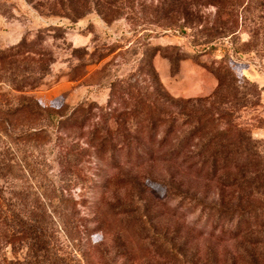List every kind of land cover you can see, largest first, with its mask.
I'll list each match as a JSON object with an SVG mask.
<instances>
[{"label":"rangeland","instance_id":"obj_1","mask_svg":"<svg viewBox=\"0 0 264 264\" xmlns=\"http://www.w3.org/2000/svg\"><path fill=\"white\" fill-rule=\"evenodd\" d=\"M99 1L97 8L89 0L66 8L56 0H0V163L8 149L17 154L21 146L22 156L36 167L19 171L11 185L0 179V191L6 195L15 187L26 203L42 210L49 205L59 215L66 207L79 218L99 219L101 230L92 236L99 251L83 257L76 240L64 231L65 222L52 216L56 246L67 264H253L249 256L264 264L258 253L264 245L251 240L264 233L261 217L245 219L236 234L227 219L198 200L210 203L213 197L227 201L232 196L216 181L160 158L131 166L158 235L149 225L117 216L109 206L116 199L132 204L137 189L131 177L109 176L103 182L94 155L80 157L78 171L65 173L57 155L63 141L86 147L103 113L138 110L144 117L154 101L161 104L155 75L175 98L213 97L219 84L215 72L223 58L250 101L247 107L238 101L232 121L264 140V44L252 37L253 24L246 19L260 0H236L230 14L229 0ZM183 5L190 9L184 31L178 13ZM80 106L89 110L76 113L88 114L85 128L59 131L54 118ZM9 129L16 134L37 131L17 139ZM57 185L64 191L61 209L52 195ZM164 235L180 254L168 252L160 239ZM0 247L13 260L25 253L16 254L10 245Z\"/></svg>","mask_w":264,"mask_h":264},{"label":"trees","instance_id":"obj_2","mask_svg":"<svg viewBox=\"0 0 264 264\" xmlns=\"http://www.w3.org/2000/svg\"><path fill=\"white\" fill-rule=\"evenodd\" d=\"M56 1L62 7L69 8L77 0ZM89 1H92L93 8L101 5L99 0ZM229 1V6L232 7L228 10L230 14L234 13L238 2ZM251 7H246L247 12H250L248 10ZM253 8V15H246V19L253 24L252 37L257 43L260 41L264 44V0H260L255 9ZM178 13L184 20L179 28L184 31L187 19L190 20V9L183 5L178 8ZM236 18L238 19V15ZM220 64L219 68L215 69L219 80L218 88L215 95L209 98H175L162 88L155 75L157 90L162 92L161 104L154 101L144 117L138 110L103 113L100 121L94 124V131L87 139L86 147L79 149V145L71 141L61 143L57 153L60 169L65 173L77 172L81 164L80 157L94 155L101 166V171L97 172L104 174L101 179L103 182L107 181L109 176L131 177L137 189L132 204L127 205L116 199L113 202L109 200V206L119 217L129 216V219L149 225L154 234L157 230L151 224L147 203L141 196L143 188L134 177L132 178L129 170L131 166H145L157 158L169 163L177 162L187 173L216 181L228 188L232 196L227 201L222 196L213 197L210 203L202 198L198 200L214 210L217 215L227 219L229 226L233 225L235 230H238L236 234L242 232V222L248 217L256 216L264 220V140L254 138L246 127L232 121L238 101L243 102L241 107H247L250 101L244 90H241L244 85H240V80L225 58ZM81 110L85 113L89 111L80 106L63 117H55L53 122L57 129L83 130L91 119L88 114L77 116L76 113ZM144 119L145 121H141ZM36 131L29 129L16 134L9 129L7 133L15 135L17 139H27ZM97 131L100 132L99 136ZM21 149V146L17 148V154L8 149V156L0 163V179L4 183L11 185L13 181L18 180L19 171L32 172L36 169L33 162H28L22 156ZM95 183L98 184V180H95ZM56 187L52 195L56 199L55 202L59 203L56 207L61 209L64 191L62 185ZM94 189H98L97 185H94ZM20 194L15 187H11L6 195L0 191V246L10 245L16 254L23 249L25 253L22 259L13 260L2 255L0 247V264H67L66 259L59 255L55 241L56 225L52 216L56 217L58 212L52 211L49 205L42 210L36 205L28 204ZM50 210L54 214H51ZM64 210L58 217L65 222L64 231L67 236L73 242L76 240L75 244L81 248L83 257L86 252L92 253L90 255L93 256L99 244L92 242V236L101 230L99 219H80L77 211L68 210L66 207ZM165 238V235L160 236L161 241L166 242L168 252L180 254L179 248ZM251 240L252 243L264 245V233L254 234ZM262 252L264 248L258 252L260 258L264 259ZM249 258L253 264H258L255 257Z\"/></svg>","mask_w":264,"mask_h":264}]
</instances>
